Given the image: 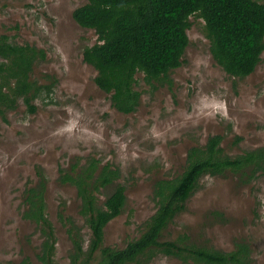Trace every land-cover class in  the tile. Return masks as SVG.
Here are the masks:
<instances>
[{"label":"rangeland","instance_id":"obj_1","mask_svg":"<svg viewBox=\"0 0 264 264\" xmlns=\"http://www.w3.org/2000/svg\"><path fill=\"white\" fill-rule=\"evenodd\" d=\"M85 3L0 0V35L43 49L46 58L34 66L32 79L54 82L49 96L34 101V113L20 102L0 118V264H43L44 226L26 216L28 191L40 188L41 181L57 238L52 259L71 264L68 226L59 213L85 240L89 229L77 190L62 182V173H79L91 157L121 171L98 199L102 204L118 184L125 186V208L105 228V243L123 247L155 212L156 181L180 175L191 147L205 145L214 135L223 137L221 146L232 156L264 147V53L251 75L232 77L212 58L204 20L191 17L183 64L170 71V82H154V87L139 74V105L124 114L95 84L97 70L83 59L85 47L98 41L94 30L73 19L74 9ZM74 164L79 167L73 173ZM184 233L223 251L248 242L256 264H264V176L203 177L166 237ZM151 264L181 262L162 256Z\"/></svg>","mask_w":264,"mask_h":264},{"label":"trees","instance_id":"obj_2","mask_svg":"<svg viewBox=\"0 0 264 264\" xmlns=\"http://www.w3.org/2000/svg\"><path fill=\"white\" fill-rule=\"evenodd\" d=\"M72 16L81 27L94 30L98 36L94 45L85 47L83 59L97 70L95 84L124 114L134 112L139 105V74L154 87V82H170V71L183 64L190 43L191 17L204 20L212 58L232 77L251 75L264 53V3L258 0H86ZM45 58L43 49L0 35V118L6 119L5 114L20 102L34 113V101L50 95L53 81L38 84L32 79L34 66ZM222 140V136L214 135L205 145L191 147L180 175L156 181L153 193L157 208L145 221L140 235L123 247L105 243V228L125 208V186L118 184L102 204L98 199L102 189L121 177L119 167L110 162L101 165V160L91 157L77 174L61 170L65 172L62 182H70L77 190L81 214L89 229L85 240L73 221L59 213L68 226L71 264H151L162 256L176 258L181 264H256L248 242H238L233 250L223 251L201 245L185 233L166 237L203 177L228 172L248 180L264 176V147L232 156L221 146ZM78 167L72 165L73 173ZM44 189L43 181L40 188L29 189L30 211L26 216L44 226L41 261L55 264L52 256L57 238L46 214Z\"/></svg>","mask_w":264,"mask_h":264}]
</instances>
